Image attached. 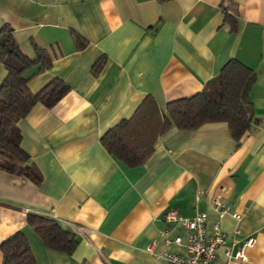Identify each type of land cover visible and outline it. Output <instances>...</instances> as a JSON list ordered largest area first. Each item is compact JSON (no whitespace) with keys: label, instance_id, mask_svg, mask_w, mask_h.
<instances>
[{"label":"crops","instance_id":"crops-1","mask_svg":"<svg viewBox=\"0 0 264 264\" xmlns=\"http://www.w3.org/2000/svg\"><path fill=\"white\" fill-rule=\"evenodd\" d=\"M4 24L30 59L36 47L51 59L49 68L37 72L38 64L27 73L30 90L54 78L70 90L51 108L36 103L17 123L42 181L0 169V243L22 232L37 264H163L154 257L164 249L160 232L184 233L166 213L206 212L208 230L220 222L233 253L234 239H256L245 261L229 260L219 248L222 263L264 264V0H0ZM76 33L87 42L83 49ZM230 59L254 72L244 95L251 127L239 143L226 122L171 127L136 167L102 145L148 95L162 113L167 103L198 93L214 99ZM6 73L0 61V87ZM29 214L74 232L75 251L47 248Z\"/></svg>","mask_w":264,"mask_h":264},{"label":"trees","instance_id":"trees-1","mask_svg":"<svg viewBox=\"0 0 264 264\" xmlns=\"http://www.w3.org/2000/svg\"><path fill=\"white\" fill-rule=\"evenodd\" d=\"M225 19L234 24L231 16L226 15ZM13 31L8 24L0 28V61L7 72L0 87V169L40 184L42 175L34 164L28 163L30 156L21 147L17 123L38 102L53 107L70 88L60 78H54L38 92H32L27 73L38 64L37 72L49 68L51 59L38 47L37 58L30 59L20 49ZM74 38L78 48L86 46L87 42L80 34L76 33ZM104 63V57L96 63L95 74ZM253 73L240 61L230 59L220 72L218 99L198 93L167 103L165 113L161 112L154 97L148 95L130 118L123 119L103 135L101 143L128 167L144 164L154 152L158 136L171 127L197 130L206 123L226 122L232 138L239 143L251 127L244 95ZM28 222L47 248L68 255L75 251L77 235L64 229L55 219L29 214ZM0 249L3 264H37L28 239L20 231L3 240Z\"/></svg>","mask_w":264,"mask_h":264},{"label":"built area","instance_id":"built-area-1","mask_svg":"<svg viewBox=\"0 0 264 264\" xmlns=\"http://www.w3.org/2000/svg\"><path fill=\"white\" fill-rule=\"evenodd\" d=\"M214 204L222 217L226 211L222 208L221 197H217ZM235 217L239 218V215ZM165 220L168 224H178L184 233L171 237L169 229L160 232L164 249L155 253L154 257L163 261V264H224L218 258V250L221 247L225 248V255L229 260L245 261L248 248L256 243V239L252 236L242 240L234 239L232 245L237 246V250L233 253L228 247L230 238L220 222H215L211 231L208 230L206 212H197L195 216L185 218L176 210H169Z\"/></svg>","mask_w":264,"mask_h":264},{"label":"rangeland","instance_id":"rangeland-1","mask_svg":"<svg viewBox=\"0 0 264 264\" xmlns=\"http://www.w3.org/2000/svg\"><path fill=\"white\" fill-rule=\"evenodd\" d=\"M219 94H220V92H218L217 94L213 95L212 97H213L214 99H218V98H219Z\"/></svg>","mask_w":264,"mask_h":264}]
</instances>
